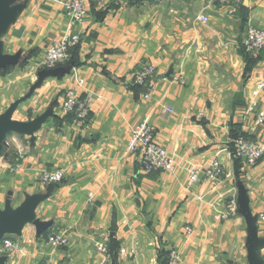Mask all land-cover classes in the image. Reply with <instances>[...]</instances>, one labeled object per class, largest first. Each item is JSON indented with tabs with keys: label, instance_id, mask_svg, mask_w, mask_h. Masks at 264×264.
I'll return each mask as SVG.
<instances>
[{
	"label": "crops",
	"instance_id": "obj_1",
	"mask_svg": "<svg viewBox=\"0 0 264 264\" xmlns=\"http://www.w3.org/2000/svg\"><path fill=\"white\" fill-rule=\"evenodd\" d=\"M65 1L0 0V117L16 105L10 120L35 127L8 134L0 153V209L35 202L32 221L11 236L20 249L0 255L4 264H113L110 243L138 251L136 258L118 251L114 264H160V251L170 249L180 264H247L238 210L227 221L217 216L236 184L251 216L264 208V156L247 167L229 151L235 129L264 146V126L251 134L253 116L245 114L264 75V49L245 77L240 54L247 27L264 29V0H244L235 16L209 0H83L88 16L72 28ZM70 33L80 43L69 61L45 70L47 46ZM144 63L157 74L149 99L132 90ZM68 90L88 101L83 119L62 112ZM143 122L174 160L172 172H146L140 155L126 150ZM215 158L222 184L188 186V170ZM45 170L64 175L49 192L39 183ZM256 227L264 262V225ZM52 230L68 236L67 247L45 243Z\"/></svg>",
	"mask_w": 264,
	"mask_h": 264
},
{
	"label": "built area",
	"instance_id": "obj_2",
	"mask_svg": "<svg viewBox=\"0 0 264 264\" xmlns=\"http://www.w3.org/2000/svg\"><path fill=\"white\" fill-rule=\"evenodd\" d=\"M225 8L226 13L235 16L242 7L244 0H209ZM64 16L68 21L69 28L82 23L88 16L87 8L83 0H68L63 2ZM202 23L208 22L205 14L199 15ZM80 43L78 34L70 33L54 39L46 48L42 60L45 70H52L56 66L63 65L69 60V51L77 47ZM244 52L252 57L264 49V29L247 27L243 38L240 42ZM156 68L151 64H142L133 76V83L144 88L142 97L149 99L154 90V80L156 78ZM173 81L180 82V78L172 77ZM61 110L65 115L73 114L77 119H83L89 111L88 101H81L77 98L73 90H68L63 95ZM171 113V109H166ZM245 114L253 116L252 123L248 132L253 134L257 128L264 126V75L254 85L250 96L247 99ZM241 133H246L241 131ZM234 154L237 158L243 160L247 167L256 166L264 155V146L255 138L240 134L237 138L230 141ZM229 143V144H230ZM8 146V142L4 141ZM126 150L130 154H139L142 166L146 172L153 170L161 172H172L175 169V163L168 152L156 144L154 141V129L152 126L143 122L135 126L129 135ZM63 173L60 170H45L39 178L40 185L48 187L58 184L63 180ZM224 179V170L218 159H213L204 167H193L188 170V186L199 181L209 183L212 186H219ZM225 205V211L217 216L218 219H228L237 213V200L235 190L232 189ZM256 222L264 225V208L257 215ZM186 233L191 232V228H185ZM45 243L54 249H63L68 246V236L61 230H52L44 238ZM20 248L17 241L10 237L0 239V255L10 256L16 253ZM101 253H106L105 247H99ZM119 254L136 258L138 251L136 247L130 250L125 248L119 249ZM166 264H180V255L177 250H168Z\"/></svg>",
	"mask_w": 264,
	"mask_h": 264
},
{
	"label": "water",
	"instance_id": "obj_3",
	"mask_svg": "<svg viewBox=\"0 0 264 264\" xmlns=\"http://www.w3.org/2000/svg\"><path fill=\"white\" fill-rule=\"evenodd\" d=\"M51 71V70H47ZM169 74L166 76L168 77ZM39 83V82H38ZM33 86L29 92L32 93L39 84ZM16 105H12L7 111L0 117V153L3 150V144L5 138L10 133L18 134H30L34 131L35 127L29 124H20L12 122L11 114ZM236 200H237V210L240 217L243 219L245 224L246 232V261L247 264H264L260 257V245L261 240L257 236L256 220L257 216H251L249 212L244 207L242 201V187L240 184H236ZM35 207V202L27 201L16 211H10L5 208L3 211L0 209V239L9 236L19 235L22 227L32 221V213ZM6 262V257H0V264Z\"/></svg>",
	"mask_w": 264,
	"mask_h": 264
},
{
	"label": "trees",
	"instance_id": "obj_4",
	"mask_svg": "<svg viewBox=\"0 0 264 264\" xmlns=\"http://www.w3.org/2000/svg\"><path fill=\"white\" fill-rule=\"evenodd\" d=\"M105 11L104 12H101V14L100 15H97L96 17L97 18L98 17L99 18L103 17V14H105ZM74 49H76V47ZM74 49H72V50H74ZM72 50L69 51V56H70V53H71ZM240 54L244 57V63H245L244 77H245L252 70V68L257 63V61L260 59V53L258 54V56L252 57V56L246 54L244 52V50L241 48V46H240ZM132 90H133V92H134L135 95H137L139 92H141V93L144 92V88L141 87V86H138V85H134L133 88H132ZM66 116H68V117H70L72 119H75V115H73V114H68ZM240 134L246 136L244 133H241V131L239 129L232 130L231 131V134H230V141H232L235 138H237ZM229 151H230L231 155L234 158H237L235 156V154H234V151H233V148H232V144L231 143L229 144ZM60 183H58V184H60ZM58 184H54V185L48 186L47 187V191L48 192L49 191H52L53 188L56 187ZM107 251H108V254L110 256V259H111L112 263L114 264L115 261H116V255H117V253L119 251L118 244L117 243H113V244L110 243V246L108 247ZM167 255H168V251H166V252L165 251H160V253H159V261H160V264H166Z\"/></svg>",
	"mask_w": 264,
	"mask_h": 264
},
{
	"label": "rangeland",
	"instance_id": "obj_5",
	"mask_svg": "<svg viewBox=\"0 0 264 264\" xmlns=\"http://www.w3.org/2000/svg\"><path fill=\"white\" fill-rule=\"evenodd\" d=\"M264 156V155H263ZM262 159V158H261ZM260 162V161H259ZM231 217H233V216H231ZM230 217V218H231ZM230 218H228V219H219L220 221H227V220H230ZM243 220V219H242ZM244 222V221H243ZM243 225L241 226L242 228H244V230H245V224L244 223H242ZM12 240H14V241H17V239H14L15 237H11V236H9ZM245 246H246V232H245V242H244V249H245Z\"/></svg>",
	"mask_w": 264,
	"mask_h": 264
}]
</instances>
